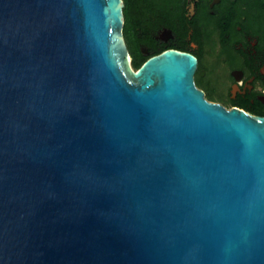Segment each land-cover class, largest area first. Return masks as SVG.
Here are the masks:
<instances>
[{
  "label": "water",
  "instance_id": "1",
  "mask_svg": "<svg viewBox=\"0 0 264 264\" xmlns=\"http://www.w3.org/2000/svg\"><path fill=\"white\" fill-rule=\"evenodd\" d=\"M123 0H0V264H264V116L136 70Z\"/></svg>",
  "mask_w": 264,
  "mask_h": 264
},
{
  "label": "flooded vegetation",
  "instance_id": "2",
  "mask_svg": "<svg viewBox=\"0 0 264 264\" xmlns=\"http://www.w3.org/2000/svg\"><path fill=\"white\" fill-rule=\"evenodd\" d=\"M123 2L134 70L166 50L189 53L197 59L194 86L205 100L264 116V1Z\"/></svg>",
  "mask_w": 264,
  "mask_h": 264
},
{
  "label": "trees",
  "instance_id": "3",
  "mask_svg": "<svg viewBox=\"0 0 264 264\" xmlns=\"http://www.w3.org/2000/svg\"><path fill=\"white\" fill-rule=\"evenodd\" d=\"M124 1H125V3L128 2V0H124ZM262 1H264V0H262ZM123 12H124V16H125L126 21H127V19H128V14H129V9H128L127 6L124 7Z\"/></svg>",
  "mask_w": 264,
  "mask_h": 264
},
{
  "label": "rangeland",
  "instance_id": "4",
  "mask_svg": "<svg viewBox=\"0 0 264 264\" xmlns=\"http://www.w3.org/2000/svg\"><path fill=\"white\" fill-rule=\"evenodd\" d=\"M153 1H155V2H158V3H162V2H165V1H168V0H153ZM130 15L128 14V19L130 18L129 17ZM127 19V20H128ZM131 26V25H130ZM130 26H129V28H130Z\"/></svg>",
  "mask_w": 264,
  "mask_h": 264
}]
</instances>
